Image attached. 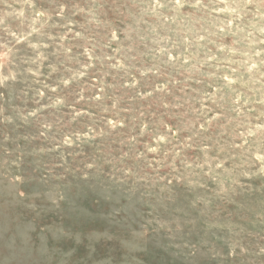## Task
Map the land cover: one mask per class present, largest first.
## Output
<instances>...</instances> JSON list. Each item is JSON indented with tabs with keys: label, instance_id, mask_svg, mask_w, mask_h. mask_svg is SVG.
<instances>
[{
	"label": "clouds",
	"instance_id": "obj_1",
	"mask_svg": "<svg viewBox=\"0 0 264 264\" xmlns=\"http://www.w3.org/2000/svg\"><path fill=\"white\" fill-rule=\"evenodd\" d=\"M0 5V87L38 80L55 56L48 75L59 79L46 87L61 93L75 86L76 94L71 102L48 97L43 108L68 107V123L92 121L58 139L61 149H79L60 153L65 173L141 199L179 184L197 192L194 204L206 211L222 201L235 211L212 222L226 233L218 237L221 254L264 256V245L254 253L246 246L250 236L264 239V0ZM41 111L23 118L39 119ZM11 157L9 151L0 176L23 197V177L14 171L20 161ZM49 193L59 196L55 184Z\"/></svg>",
	"mask_w": 264,
	"mask_h": 264
},
{
	"label": "rangeland",
	"instance_id": "obj_2",
	"mask_svg": "<svg viewBox=\"0 0 264 264\" xmlns=\"http://www.w3.org/2000/svg\"><path fill=\"white\" fill-rule=\"evenodd\" d=\"M2 7V5H0ZM53 48H49L51 53ZM29 55L32 53L29 52ZM38 80L21 78L0 87V164L11 151L20 163L14 171L23 177L18 185L26 194L9 191L0 176V264H262L264 256L237 252L225 258L218 237L226 233L212 222L223 220L234 207L216 201L211 211L194 204L197 192L175 184L170 191L141 199L140 193L107 191L94 180L65 173L59 166L62 151L57 141L67 133L86 131L92 121L68 123L71 109L43 108L48 97L66 95L74 100L76 87L51 92L59 73L48 75V64ZM27 67V65H22ZM43 90L44 98L37 95ZM79 108L85 105H77ZM42 108L39 119L24 115ZM56 127L48 131L44 125ZM84 151L91 152L85 146ZM67 179L53 182L49 172ZM57 186L55 193L45 190ZM264 245L250 236L253 251Z\"/></svg>",
	"mask_w": 264,
	"mask_h": 264
}]
</instances>
